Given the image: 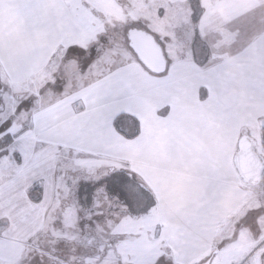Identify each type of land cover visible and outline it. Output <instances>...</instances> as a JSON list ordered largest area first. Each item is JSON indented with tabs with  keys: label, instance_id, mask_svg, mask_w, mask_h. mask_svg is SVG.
<instances>
[{
	"label": "snow or ice",
	"instance_id": "1",
	"mask_svg": "<svg viewBox=\"0 0 264 264\" xmlns=\"http://www.w3.org/2000/svg\"><path fill=\"white\" fill-rule=\"evenodd\" d=\"M0 264H264V0H0Z\"/></svg>",
	"mask_w": 264,
	"mask_h": 264
},
{
	"label": "water",
	"instance_id": "2",
	"mask_svg": "<svg viewBox=\"0 0 264 264\" xmlns=\"http://www.w3.org/2000/svg\"><path fill=\"white\" fill-rule=\"evenodd\" d=\"M250 164V161H245V166H248Z\"/></svg>",
	"mask_w": 264,
	"mask_h": 264
}]
</instances>
